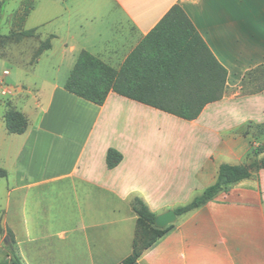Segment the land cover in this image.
Segmentation results:
<instances>
[{
	"label": "crops",
	"instance_id": "1",
	"mask_svg": "<svg viewBox=\"0 0 264 264\" xmlns=\"http://www.w3.org/2000/svg\"><path fill=\"white\" fill-rule=\"evenodd\" d=\"M27 1L11 27L34 35L0 45V66L15 68L13 92L0 97V264L14 254L22 264H117L134 249L133 197L156 215L174 209L222 163L251 164L250 174L176 215L136 262L264 264V87L241 92L246 73L264 68V0ZM173 4L227 71L220 99L185 119L114 91L99 105L64 89L81 50L118 68ZM8 108L25 115L24 132L6 129ZM109 148L121 155L113 167Z\"/></svg>",
	"mask_w": 264,
	"mask_h": 264
},
{
	"label": "trees",
	"instance_id": "2",
	"mask_svg": "<svg viewBox=\"0 0 264 264\" xmlns=\"http://www.w3.org/2000/svg\"><path fill=\"white\" fill-rule=\"evenodd\" d=\"M5 1L0 0V19ZM32 7L29 1L24 2L20 11L13 15L14 23L21 22ZM8 35L0 33V45L9 38L33 36L34 29L15 31ZM48 46V40L43 42L36 55ZM256 70L259 69L246 73L242 88L249 75ZM226 76V69L216 60L184 10L178 4H173L118 68L87 50H81L63 86L65 90L95 104L101 105L107 94L114 91L182 118L193 119L206 103L224 95ZM4 123L9 132L17 134L24 132L28 124L25 115L15 108H8L4 112ZM259 152H264V146L260 147ZM120 158L116 149L107 150L106 163L109 167L116 165ZM259 164L264 165V156ZM250 167L251 164H220L215 182L188 203L175 207V214L180 215L200 206L228 184L248 177ZM4 174L5 171L0 169V176ZM130 203L137 216L134 249L117 264H138L136 259L140 251L171 226L157 227L154 224L156 214L142 199L133 197ZM8 236L13 244L10 231ZM12 264H22L15 254Z\"/></svg>",
	"mask_w": 264,
	"mask_h": 264
},
{
	"label": "rangeland",
	"instance_id": "3",
	"mask_svg": "<svg viewBox=\"0 0 264 264\" xmlns=\"http://www.w3.org/2000/svg\"><path fill=\"white\" fill-rule=\"evenodd\" d=\"M24 0H6L2 6V16L0 19V31L4 33V35H8L15 30L11 27V22L14 23L13 15L14 11H17L22 8ZM100 27L101 24H100ZM4 48V47H3ZM5 53V49H0V55ZM3 64H1L0 68L2 70ZM11 69H15L13 66L10 67ZM264 87V68L256 70L254 73L249 75L248 80L244 83V87L242 88L241 92L244 91H251L257 90L258 88ZM258 149V147L256 148Z\"/></svg>",
	"mask_w": 264,
	"mask_h": 264
},
{
	"label": "built area",
	"instance_id": "4",
	"mask_svg": "<svg viewBox=\"0 0 264 264\" xmlns=\"http://www.w3.org/2000/svg\"><path fill=\"white\" fill-rule=\"evenodd\" d=\"M10 73V67H5L0 71V97H6L13 92V87L7 81V77Z\"/></svg>",
	"mask_w": 264,
	"mask_h": 264
},
{
	"label": "water",
	"instance_id": "5",
	"mask_svg": "<svg viewBox=\"0 0 264 264\" xmlns=\"http://www.w3.org/2000/svg\"><path fill=\"white\" fill-rule=\"evenodd\" d=\"M176 219V214L173 209H168L162 213L155 216L154 224L157 227H164L169 223L174 222Z\"/></svg>",
	"mask_w": 264,
	"mask_h": 264
}]
</instances>
